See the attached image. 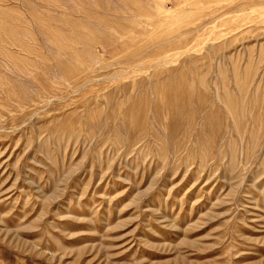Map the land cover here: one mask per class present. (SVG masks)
<instances>
[{
    "label": "rangeland",
    "instance_id": "rangeland-1",
    "mask_svg": "<svg viewBox=\"0 0 264 264\" xmlns=\"http://www.w3.org/2000/svg\"><path fill=\"white\" fill-rule=\"evenodd\" d=\"M0 264H264V0H0Z\"/></svg>",
    "mask_w": 264,
    "mask_h": 264
},
{
    "label": "bare ground",
    "instance_id": "bare-ground-1",
    "mask_svg": "<svg viewBox=\"0 0 264 264\" xmlns=\"http://www.w3.org/2000/svg\"><path fill=\"white\" fill-rule=\"evenodd\" d=\"M257 1L259 2V1H262V0H257ZM261 4H262V3H261Z\"/></svg>",
    "mask_w": 264,
    "mask_h": 264
}]
</instances>
